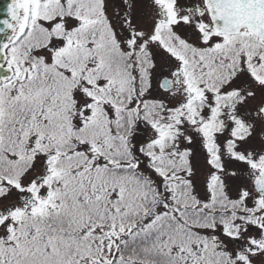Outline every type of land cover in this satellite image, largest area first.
Instances as JSON below:
<instances>
[{
  "label": "trees",
  "instance_id": "1",
  "mask_svg": "<svg viewBox=\"0 0 264 264\" xmlns=\"http://www.w3.org/2000/svg\"><path fill=\"white\" fill-rule=\"evenodd\" d=\"M51 11L54 17L64 14L56 12L53 6ZM68 16L74 20L73 17L82 14L77 11ZM74 22L71 27L66 23H55L52 28L51 24L45 25L48 27L43 33H56L58 40H44L36 26L32 35L13 43L16 62L12 63L10 57L7 61L17 66L19 73L10 82L1 84L0 90L11 86L32 92L34 85L38 88L39 82L53 79L47 65L55 60H61L66 67L64 73L69 75L71 64L62 56L67 48L62 49L66 39L78 42L75 36L67 38V34L76 33ZM107 25L108 22L106 28ZM183 46L184 51L177 52L189 58L190 49ZM132 48L115 50L109 74L98 70L94 56L86 62L90 76L82 79L79 87L66 88L58 96L64 103H70L76 114L64 105L53 109L51 118L44 113L51 99L39 92L34 116L18 113L8 122L0 121L3 140L10 143L16 138V145L7 151L8 157L0 156V176L17 187V180L38 161L44 172L40 181L44 196L40 204L23 216L0 218V264H264V198L251 186L232 191L228 185L222 188V184L215 183L225 182L223 175L229 164L238 162L234 152L240 153L241 135L230 136V142H225L222 136L227 134L225 130H208L194 116L188 117V121L180 118V141L186 137L191 141L199 138V143L209 141L219 157L218 167L204 179L188 168L160 181L143 172L138 159L133 158L147 128L142 120L146 107L143 100L152 89L142 90V72L138 77L134 75L136 64L131 62L128 50L132 54ZM41 51L50 58L38 57L36 54ZM233 52L227 47L217 56L218 61L223 64ZM236 63L219 65L218 74H227L226 69ZM207 71L204 68L202 75L206 76ZM194 79L198 90L212 92L211 88L200 86L197 76ZM4 97L0 95V107L20 111ZM152 102L153 111H166L170 118V103L157 98ZM82 108L88 110L86 116L81 114ZM100 116H105V121L99 134L94 135V118ZM24 122L29 123L27 128ZM54 125L59 127L53 128ZM248 133L245 132V139L249 138ZM225 156L231 158L226 167ZM34 186L28 190L34 192Z\"/></svg>",
  "mask_w": 264,
  "mask_h": 264
},
{
  "label": "rangeland",
  "instance_id": "2",
  "mask_svg": "<svg viewBox=\"0 0 264 264\" xmlns=\"http://www.w3.org/2000/svg\"><path fill=\"white\" fill-rule=\"evenodd\" d=\"M39 3L38 12L36 7ZM105 3L107 28L104 27L103 19L101 21L99 14L89 15L98 12L96 7L99 0H68L64 6L56 0H21L20 24H22L18 35L33 31L32 28L36 26L38 19H42L43 24L48 23L53 17L52 11L50 12L51 6L55 7L56 12L67 10L68 14L77 11L81 13L82 16H75L72 20V22L75 21L73 26L76 29L77 46L70 39H66L64 44L62 41L59 43L64 46L62 50L67 48L62 55L64 60L70 62L74 73L85 80L90 76V69L85 64L89 60L90 50L85 46L84 39L86 36L90 42L91 34L97 33L96 30L87 34L86 32L95 28L100 31L99 33H105L102 40L95 45L91 55L97 59L99 66L106 71V74L110 73L109 67L115 52L114 43L108 34L110 32L115 34L120 47H134L131 62L136 64L133 66L135 77H138L141 72L144 76L142 90L149 89L150 92L152 89V93H146L143 100H146V107L142 120L147 128H144V136L141 137L142 141L138 144V149L133 156L138 159L140 169L156 176L160 181L175 177L188 168L198 172V176H202L203 179L210 176V171L218 167L216 159L219 157L216 156V151L212 149L209 141L199 143L197 142L199 138L191 141L186 137L184 138L186 140L182 142L179 138L180 118L188 121V117L194 116V120L197 119V122L206 126L208 130L213 129L215 132L225 130L227 134H222L225 142H230V136L241 135L240 138H242L239 144L241 145L239 155L234 152V155L239 157L238 162L229 164L231 158L225 156L224 167L229 164L228 171L223 175L225 182L215 181V183L222 184V188L228 185L232 191L236 188L240 191L249 186L252 187L253 178L260 168L259 161L264 158V79L260 81L254 73H251L252 69L244 70L243 66L247 64L242 62L226 69L227 74H218L219 65L227 67L226 64H229L230 60L234 63V58L225 59L226 62L222 64L217 56L227 47L233 50L237 48L238 51H234L232 56L236 55V59L242 61L244 59L245 63L250 62V67L257 68L259 61L264 59L262 50L244 33L236 39L217 36L213 33L207 13L202 11L203 0H105ZM31 14L36 21L33 22L30 19L32 28L29 29L27 19ZM62 19H64L63 22L69 23L67 27L72 26L69 16L64 15ZM13 45L7 50V57L12 58V63L16 62L14 55L16 48ZM70 45L72 47H69ZM183 45H187L190 49L189 58L177 52L184 51L186 46ZM53 48L56 51L58 45H53ZM128 50H130V57L132 51ZM36 55L47 60L50 58L45 51L38 52ZM60 61L55 60L51 63L52 65H47V70L52 73L53 79L42 81L40 85L37 84L40 86L38 88L34 85L32 92L17 90L11 86L1 89L0 95H6L4 99L12 102L20 111L0 107L3 110L0 121L8 122L18 113L34 116V108L37 104L35 98L39 92L51 99V103L44 107V113L52 118L53 99L62 96L67 88L68 75L64 73L61 67L63 63ZM10 62L7 61V65L13 67L14 74L17 75L19 69L17 66L10 65ZM261 64H264V61ZM204 68H208L206 76L202 75ZM163 76L175 81L173 90L164 92L160 89L159 80ZM194 76L198 77L200 86L209 87L212 92L205 93L202 87H200L202 92L198 90ZM73 97L78 98L76 95ZM195 97H198V100ZM153 98L170 103L169 119L165 115L166 111L165 113L153 111L155 108ZM205 103L209 104L205 106ZM69 112L73 113V108L70 107ZM87 114L86 109L83 116ZM69 117L72 118L71 115ZM104 121L105 116L94 118V135L99 134ZM58 127V125L53 126V128ZM246 131L249 132L247 139H245ZM86 133L88 134V131ZM0 141V156L16 145V138L8 143L0 136ZM230 156L233 157V154ZM129 162L128 160L126 163ZM239 167L245 168V171L240 172ZM236 169H238V176L233 183ZM43 174L40 165H34L28 174H24L17 180V187L15 184L7 183L6 180L3 181L0 185V218L23 216L31 211L33 206L40 204L44 196L43 191L37 192L34 196L28 189L35 185V190H41V185L38 184H41ZM28 193L31 196H26ZM25 201L27 202L23 206ZM8 222H12V219Z\"/></svg>",
  "mask_w": 264,
  "mask_h": 264
},
{
  "label": "water",
  "instance_id": "3",
  "mask_svg": "<svg viewBox=\"0 0 264 264\" xmlns=\"http://www.w3.org/2000/svg\"><path fill=\"white\" fill-rule=\"evenodd\" d=\"M213 30L233 35L242 29L256 36L264 46V0H203ZM20 19V0H0V83L12 77V69L5 66V48L15 34ZM160 87L169 91L174 81L163 77ZM0 178V184L2 183ZM258 193L264 195V163L254 181Z\"/></svg>",
  "mask_w": 264,
  "mask_h": 264
},
{
  "label": "flooded vegetation",
  "instance_id": "4",
  "mask_svg": "<svg viewBox=\"0 0 264 264\" xmlns=\"http://www.w3.org/2000/svg\"><path fill=\"white\" fill-rule=\"evenodd\" d=\"M97 10H98V14L100 15V17H101V21H102V19H103V23H104V27L106 26V11H107V7H106V3H105V0H99V4L97 5ZM36 21V20H35ZM52 23H56V24H59V22H61V21H64V19H62V18H53V19H51L50 20ZM50 21H48L49 23H50ZM22 24V23H21ZM21 24L19 25V30H18V33H17V35L19 34V31H20V27H21ZM102 24V23H101ZM37 30L40 32L39 33V36L40 37H42V38H44V40H48V38H53V39H55V40H58V35L56 34V33H47V32H45V33H43V30L44 31H46L47 30V26H45V25H43V21H42V19H38V22H37ZM103 25V24H102ZM52 28V27H51ZM100 32V31H99ZM99 32H97V33H92L91 34V39H90V42H92V43H90L88 40L86 41V47H88L89 48V50H90V53H92L93 51H94V49H95V45L98 43V42H100L101 40H102V38H103V34H105V33H103V32H101V33H99ZM29 33H27V34H21V35H18V36H22V35H24V36H27ZM107 35V34H106ZM72 37V36H75V35H72V34H67V38L68 37ZM108 36H110V39L113 41V43H114V47H115V50L116 49H119L120 48V44L118 43V41H117V37H116V35L115 34H113V33H110V34H108ZM53 44V43H52ZM92 56V55H91ZM62 67V66H61ZM101 67L99 66V68L98 69H100ZM62 69L64 70L65 68L64 67H62ZM102 69V68H101ZM257 78H259V80H260V77H259V73H257ZM82 82V80H77V81H69V80H67V88L68 89H73V87L74 86H77V87H79V85H80V83ZM41 83L39 82V85H40ZM72 95H73V92H72ZM79 98V97H78ZM50 104V103H49ZM48 104V105H49ZM48 105H46V106H48ZM67 106V108H69L70 107V103H63L60 99H59V97H54V99H53V106H54V110L56 111V110H58V109H60L62 106ZM69 105V106H68ZM76 106L79 108V107H82V106H79L78 104H76ZM39 110H42V107L40 106L39 107ZM79 113V112H78ZM85 113V111L83 110V108H82V112H81V114L83 115ZM6 157H8V154H7V156ZM39 163L37 164V165H41V161H38ZM39 191H41V190H35L34 192H32L31 191V193L35 196L36 194H37V192H39ZM31 196L30 195V193H28V194H26V196ZM27 201H25L24 203H23V206L25 205V203H26Z\"/></svg>",
  "mask_w": 264,
  "mask_h": 264
}]
</instances>
